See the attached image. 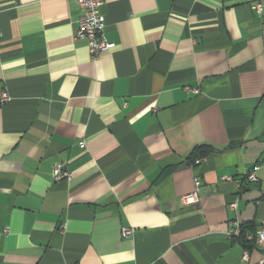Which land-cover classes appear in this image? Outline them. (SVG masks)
Returning <instances> with one entry per match:
<instances>
[{
	"label": "crops",
	"instance_id": "crops-1",
	"mask_svg": "<svg viewBox=\"0 0 264 264\" xmlns=\"http://www.w3.org/2000/svg\"><path fill=\"white\" fill-rule=\"evenodd\" d=\"M101 12L93 59L78 0H0V264H257L226 232L264 219V0Z\"/></svg>",
	"mask_w": 264,
	"mask_h": 264
},
{
	"label": "built area",
	"instance_id": "built-area-1",
	"mask_svg": "<svg viewBox=\"0 0 264 264\" xmlns=\"http://www.w3.org/2000/svg\"><path fill=\"white\" fill-rule=\"evenodd\" d=\"M79 7L81 9V16L78 21V30L76 37L84 38L88 41V49L91 57L97 59L104 52L109 51L113 47L106 35H105V18L102 15L101 7L103 6V0H78ZM257 10L262 12V6L258 5ZM1 37V33H0ZM9 100L8 93L4 92L1 97V101L4 103ZM82 145L84 143H81ZM197 160L196 163H199ZM258 170V166L247 175V179L250 182H257L258 178L255 174ZM53 178L56 182L61 180L71 179V174L65 170L63 163H56L53 166ZM229 179V177H225ZM201 182L199 179L195 180L196 190L194 193L184 197L185 203H194L198 201L197 188L200 186ZM230 208L233 211H237V203H231ZM133 230L131 228L125 227L122 230L123 237H128L132 235ZM229 238H240L243 237L247 245L257 247L260 250L261 258L257 264H264V219L262 220L261 226L255 232L244 230L243 226L238 219H232L229 222V227L226 232ZM250 253L248 249H245L242 255L243 261L249 259Z\"/></svg>",
	"mask_w": 264,
	"mask_h": 264
},
{
	"label": "trees",
	"instance_id": "trees-1",
	"mask_svg": "<svg viewBox=\"0 0 264 264\" xmlns=\"http://www.w3.org/2000/svg\"><path fill=\"white\" fill-rule=\"evenodd\" d=\"M197 151H201L202 155L203 156H208L210 154H212L215 149L211 146H199L197 147L195 150H194V153L192 154L194 156V158H196L198 156V153ZM243 228L244 230L247 228L245 225H243ZM240 241L243 243V245L246 247V248H252L251 245H247V243L245 242L244 238L243 237H240Z\"/></svg>",
	"mask_w": 264,
	"mask_h": 264
}]
</instances>
